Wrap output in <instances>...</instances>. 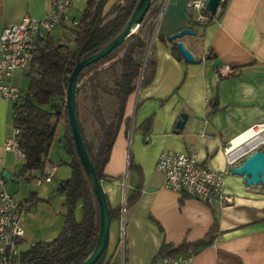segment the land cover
Here are the masks:
<instances>
[{
    "label": "crops",
    "instance_id": "0c3cea01",
    "mask_svg": "<svg viewBox=\"0 0 264 264\" xmlns=\"http://www.w3.org/2000/svg\"><path fill=\"white\" fill-rule=\"evenodd\" d=\"M51 4L52 0H0V35L6 24L19 23L27 15L43 17ZM191 20L187 0H168L155 24L151 79L129 99L126 112L131 123L122 125L102 180L110 210L118 213L111 218L101 264H160L164 244L170 253L206 238L215 218L216 237L193 253L194 264H264V185L248 186L243 176L228 171L229 158L249 144L257 126L264 125V0H227L212 22L195 26L196 35L181 39L197 60L192 63L173 53L169 39L191 27ZM223 68L231 71L220 73ZM25 74L17 71L13 78L20 90ZM151 116L147 128L144 123ZM13 117L14 104L0 101V175L7 172L8 191L27 203L20 242L26 250L60 234L65 208L56 191L72 172L67 165L70 172L66 168L62 174L57 166L52 182L43 184H38L39 172L20 175L23 164L4 147L13 133ZM164 149L194 151L199 162L228 171L226 191L235 195V202L212 206L168 190L155 168ZM52 163L57 165L49 159L48 165ZM58 178L61 183L55 190ZM137 190L139 198L127 204ZM75 216L82 217L81 201Z\"/></svg>",
    "mask_w": 264,
    "mask_h": 264
},
{
    "label": "trees",
    "instance_id": "16d2710c",
    "mask_svg": "<svg viewBox=\"0 0 264 264\" xmlns=\"http://www.w3.org/2000/svg\"><path fill=\"white\" fill-rule=\"evenodd\" d=\"M139 1L87 0L79 24L63 25L64 32L74 35L75 45L66 43L64 35L60 39L50 35L46 47L36 53L33 65L26 72L31 78L29 88L26 92L21 90L22 97L14 104L13 117L14 126L20 130V146L27 157L20 175L34 171L39 172L40 177L44 175L58 127L63 121L64 133L60 143L69 159L62 163L71 168L72 175L64 182L61 190L65 197V223L60 234L51 241L39 242L22 250L17 264H79L96 247L101 229L100 205L92 176L80 159L69 126L67 88L76 63L114 41L125 28ZM110 2L111 7L107 10ZM159 12L160 7H154L152 0L138 30L110 54L83 69L79 75L76 90L77 115L94 169L101 181L107 176L105 167L122 125L129 126L131 123L126 112L129 99L138 90L141 78L142 86L151 79L154 59L151 53L142 77L144 54L152 39ZM207 16L206 23L212 22L215 17L210 11ZM191 24L194 29L201 22L191 20ZM171 42L173 53L182 58L177 41ZM105 94L116 100V108L111 115L105 113L101 104ZM90 99L89 106L82 105V101ZM83 111L86 113L85 119L82 117ZM87 121H90L94 139L89 137ZM151 125L152 116L144 123L147 128ZM139 196L140 191L137 190L127 200V204L135 202ZM29 201L31 200L27 202L31 203ZM80 201L82 217L77 220L75 210ZM110 213L112 218L118 212L110 210ZM217 227L215 218L206 238L194 244H182L170 254L195 253L206 247L214 241ZM167 248L166 244L162 246L160 256ZM105 252L96 264L102 263Z\"/></svg>",
    "mask_w": 264,
    "mask_h": 264
},
{
    "label": "built area",
    "instance_id": "2783aa9c",
    "mask_svg": "<svg viewBox=\"0 0 264 264\" xmlns=\"http://www.w3.org/2000/svg\"><path fill=\"white\" fill-rule=\"evenodd\" d=\"M209 0H187V12L192 20L205 22ZM227 0H221V3ZM73 0H52L48 12L41 18L25 16L19 23L6 24L0 35V101L15 104L22 97L21 90L13 83L15 72L26 73L33 65L35 55L46 47L49 36L69 19L68 9ZM79 24L76 18L73 25ZM231 71L223 68L220 73ZM257 133L249 144L233 158H229L231 167L256 150H264V125L255 128ZM20 130L14 126L13 133L4 142V147L15 153L19 163L27 161L18 135ZM228 155V154H227ZM156 170L164 176V186L184 197L192 198L218 207L231 205L235 195L226 191L225 176L228 171L215 170L198 160L194 151L176 152L164 149L156 161ZM57 172L56 164L47 165L44 175L38 178V184L50 183ZM8 180L0 175V264H17L20 254V242L23 236L21 218L27 203L19 200L7 189ZM160 264H194L193 253L161 255Z\"/></svg>",
    "mask_w": 264,
    "mask_h": 264
},
{
    "label": "water",
    "instance_id": "95a60500",
    "mask_svg": "<svg viewBox=\"0 0 264 264\" xmlns=\"http://www.w3.org/2000/svg\"><path fill=\"white\" fill-rule=\"evenodd\" d=\"M152 4V0H140L138 6L127 22L123 31L119 34V36L109 43L107 46L99 50L97 53L86 57L76 63V66L73 69L69 77V84L67 88V97H66V105L68 111V120L69 126L76 144L77 152L80 156V159L89 174H91L93 182H94V191L97 196L98 203L100 205V218H101V229L100 235L98 238V242L96 247L92 251V253L81 263L79 264H96V262L101 258L104 254L110 236V226H111V213L110 207L108 203V199L106 193L104 191V187L102 181L97 176V173L94 169V165L92 163L90 154L88 152V148L81 130V126L79 123L77 110H76V90H77V82L79 75L83 69L87 66L94 64L100 59L104 58L108 54H110L116 47H118L125 39L134 34V28L140 26L142 20L146 16L150 6ZM221 0H209L208 1V9L209 11L216 15L218 9L221 7ZM197 32L191 27L183 28L182 30L170 35V40H176L180 53L184 57L187 62H195L197 61L194 57L193 53L185 46V43L181 40L186 35H196ZM154 36V33H153ZM153 36L150 42V48L146 55V59L144 62V68L142 77L145 71V67L151 53ZM142 82V78H141ZM140 82V83H141ZM141 86V85H140ZM186 120V115L182 116V119L178 121V127L183 128ZM230 172L234 175H241L244 177V180L248 186L263 184L264 185V150L259 149L247 156L241 162L233 165L231 167ZM3 177L7 180H10L7 172H4ZM60 187H64V183L60 184Z\"/></svg>",
    "mask_w": 264,
    "mask_h": 264
},
{
    "label": "rangeland",
    "instance_id": "374dc122",
    "mask_svg": "<svg viewBox=\"0 0 264 264\" xmlns=\"http://www.w3.org/2000/svg\"><path fill=\"white\" fill-rule=\"evenodd\" d=\"M168 0H153V6L154 7H160V12H159V15L156 19V22L157 20L159 19L160 17V14L162 12V10L164 9V6H166ZM111 4L112 2H110L107 6V10L110 9L111 7ZM86 5H87V0H73L71 6L69 7L68 9V15H69V19L66 21L65 25H73V20L76 18L77 20H81L82 18V15H83V11L84 9L86 8ZM139 26L137 27L136 31L138 30ZM65 31V27L63 25H60L58 26L54 31H53V35L57 37V39H60L63 35L64 38L63 40H65L66 43L70 44L71 46H74V35L71 34L70 32L66 33L64 32ZM201 36H197L196 37V41L199 42ZM151 42V41H150ZM150 42L148 44V47H147V50L145 51V54H144V60L146 59V55L149 51V48H150ZM150 56V55H149ZM17 72H15L16 74ZM30 76L25 74L24 75V85H23V89H21L22 91L26 92L28 91V88H29V84H30ZM141 82V81H140ZM138 90H137V93L139 92V90H141V84L142 83H138ZM90 102H91V99L89 101H82V105H86V106H89L90 105ZM102 106L104 108V111L107 115H111L115 108H116V100L115 98L105 94L103 95L102 97ZM82 117L83 119L87 118L86 117V113L83 111V114H82ZM136 117V116H135ZM89 123L90 121H87V124H88V127H89V137L94 139L93 138V130L92 128L89 126ZM65 122L63 121L62 123H60L59 127H58V134H57V137L52 145V148H51V151H50V154H49V159H52L53 161H55L57 163V166L58 168H60V172L63 174L64 173V170H66V168L69 169V167L66 165V164H63L62 162L63 161H66L67 159H69V157L67 156V154L65 153V151L63 150L62 146H61V143H60V138H62V135L64 133V125ZM131 131L129 133V145L132 144V137H133V133H134V128H131ZM132 146V145H131ZM69 172H70V169H69ZM60 174V173H59ZM61 183V179L58 178L57 181L54 183V189L57 190L58 187H59V184ZM57 192V196L59 198H63L64 200V194L61 192V191H56ZM80 220V219H78Z\"/></svg>",
    "mask_w": 264,
    "mask_h": 264
},
{
    "label": "bare ground",
    "instance_id": "6f19581e",
    "mask_svg": "<svg viewBox=\"0 0 264 264\" xmlns=\"http://www.w3.org/2000/svg\"><path fill=\"white\" fill-rule=\"evenodd\" d=\"M137 29V27L136 28H134V31Z\"/></svg>",
    "mask_w": 264,
    "mask_h": 264
}]
</instances>
